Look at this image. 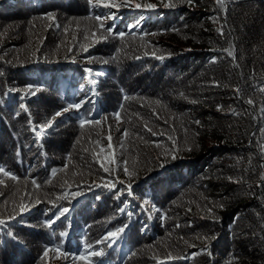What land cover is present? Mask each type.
I'll list each match as a JSON object with an SVG mask.
<instances>
[{"label": "trees", "instance_id": "16d2710c", "mask_svg": "<svg viewBox=\"0 0 264 264\" xmlns=\"http://www.w3.org/2000/svg\"><path fill=\"white\" fill-rule=\"evenodd\" d=\"M127 3L0 0V264H264V0Z\"/></svg>", "mask_w": 264, "mask_h": 264}, {"label": "snow or ice", "instance_id": "6c2138e0", "mask_svg": "<svg viewBox=\"0 0 264 264\" xmlns=\"http://www.w3.org/2000/svg\"><path fill=\"white\" fill-rule=\"evenodd\" d=\"M188 2L189 3H192V0H188ZM89 3L92 4L93 3V0H89ZM97 3L100 6H102L103 8H107V9H111L113 7H117L118 8V7H124V6H128V7H131L132 6L130 3H127V0H126V3L125 4H113V3H111V0H108V2H105V0H97ZM217 3L220 4L221 6H223L224 0H217ZM134 6L136 8L142 7V5H140V4H135ZM165 6L166 7H174V5L171 4V3H168ZM144 7H147L149 9H153V8L156 7V5L147 4ZM46 15H47V17L49 19H54V14L48 13ZM105 18H107V17L96 16V19L99 20V21H102ZM102 26L103 25L101 24V27ZM108 31H111V29H108ZM220 34L223 35V31H221ZM118 35L122 39L124 34L123 33H119ZM228 54L231 56V55H233V52L229 51ZM160 58L162 59V57H160ZM28 87H29V94L32 95V96H35L36 93H37V90L34 89L32 86H28ZM193 102H195V101H193ZM248 103L249 104H252V101L251 100H248ZM80 107H81V104L80 103L68 104L65 108H63V109L57 111L56 113H54V116H62L64 112H67L70 109L79 110ZM116 119H119L118 114L116 115ZM79 123H80V127L83 128L86 123H96V124H99L100 121L99 120H96V121H87V120L81 119ZM196 123H199V121H197ZM52 126H53V124H52V118H49V120L46 123V127L47 128H51ZM39 127H41V126L40 125L34 126L33 127V131L36 132ZM149 131H151V129H149ZM123 134L125 136H127L128 133H127V131H125ZM153 135H156V133H153ZM110 139H111V137L109 136V140ZM173 158H175V157H173ZM101 167L103 168V170L105 172H109V169L107 167H105L103 164H101ZM123 170L125 172H127V168H124ZM0 173H2L3 176L8 177V178H10L13 181H16L18 179V177L11 170H6L3 167H0ZM52 175L54 176L55 175V172H53ZM3 183H4L3 180H0V184H3ZM32 183L33 184H36V181L33 180ZM37 187H39L38 184H37ZM109 187H113V186H109ZM127 190H128V194L131 195L130 185L128 186V189ZM119 194H122V192L121 193H118V195ZM74 195H80V194L79 193H75ZM26 208H27L26 205H23V204L20 205V210L21 211H25ZM69 211H70V209L68 207H60L59 208V211L56 213V215L54 217H52L48 221L47 226L49 228H52V226L56 223V221L58 219H60V217L63 216L65 213H68ZM4 224H5V221L4 220H0V226H2ZM127 227H128V225L127 224H124V225H121V226L115 228V230L109 231L104 237H102V239H101L100 242H103L105 240H108L110 237L111 238H119V234L120 233H125V229ZM60 235L63 236V235H66V233H61ZM49 251H57V252H60L61 255H68V254L62 252V250H61V248H60L59 245L47 247L46 250L43 252V256L44 257H47ZM91 255L94 256V257H99V256L103 255V252H102V250L101 251H92L91 252ZM72 258L75 259V260H83L85 262V264H91V262L87 259V257L85 256L84 253L75 254V255H73Z\"/></svg>", "mask_w": 264, "mask_h": 264}, {"label": "rangeland", "instance_id": "374dc122", "mask_svg": "<svg viewBox=\"0 0 264 264\" xmlns=\"http://www.w3.org/2000/svg\"><path fill=\"white\" fill-rule=\"evenodd\" d=\"M72 262L71 261H69V260H67L66 262H65V264H71Z\"/></svg>", "mask_w": 264, "mask_h": 264}]
</instances>
